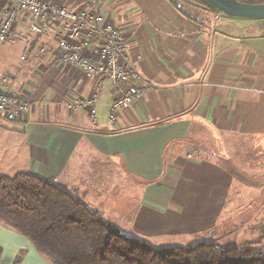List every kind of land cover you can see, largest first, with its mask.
Instances as JSON below:
<instances>
[{
    "label": "crops",
    "instance_id": "1",
    "mask_svg": "<svg viewBox=\"0 0 264 264\" xmlns=\"http://www.w3.org/2000/svg\"><path fill=\"white\" fill-rule=\"evenodd\" d=\"M51 2L75 11L85 7V0ZM103 8L127 36L130 58L150 89L121 108L110 125L116 95L104 82L94 124L88 108L70 104L91 95L97 78L58 61L59 26L38 37L29 29L31 17L19 12L18 38L0 45V89L32 106L15 121L4 119L6 130L20 137L3 142L1 155L13 147L14 159L21 156L24 163L18 172L52 179L151 246L163 237L198 236L229 214L234 187L259 189L236 183L244 175L254 178L255 166L236 176L229 155L215 156L199 143L236 147L249 163L264 153V19L229 18L200 7L193 19L169 0H106ZM37 43L47 52L22 60ZM15 44L19 59L9 49ZM133 178L144 183L135 208L125 199ZM255 206L243 208L264 209V203ZM0 264L52 263L0 222Z\"/></svg>",
    "mask_w": 264,
    "mask_h": 264
},
{
    "label": "trees",
    "instance_id": "2",
    "mask_svg": "<svg viewBox=\"0 0 264 264\" xmlns=\"http://www.w3.org/2000/svg\"><path fill=\"white\" fill-rule=\"evenodd\" d=\"M169 1L184 15L198 18L191 10L197 6ZM0 222L26 237L52 264H264V249L250 245L222 248L201 242L156 249L122 233L52 179L31 172L0 174Z\"/></svg>",
    "mask_w": 264,
    "mask_h": 264
},
{
    "label": "built area",
    "instance_id": "3",
    "mask_svg": "<svg viewBox=\"0 0 264 264\" xmlns=\"http://www.w3.org/2000/svg\"><path fill=\"white\" fill-rule=\"evenodd\" d=\"M2 1L0 44L13 43L18 38L15 27L19 12L31 17L29 29L38 37H46L55 25L59 26L58 61L78 67L87 77L97 78L91 95L79 97L70 104L71 108H88L94 124L97 120V101L104 82L112 85L116 95L109 106L110 125L115 123L121 108L136 102L144 91L150 89V84L143 79L130 58L127 36L106 17L103 8L106 0H85V7L78 11L51 0ZM46 52V47L37 43L21 59H39ZM31 106L28 98L0 89V118L15 121Z\"/></svg>",
    "mask_w": 264,
    "mask_h": 264
},
{
    "label": "rangeland",
    "instance_id": "4",
    "mask_svg": "<svg viewBox=\"0 0 264 264\" xmlns=\"http://www.w3.org/2000/svg\"><path fill=\"white\" fill-rule=\"evenodd\" d=\"M191 10L194 12L200 11V9L197 7ZM4 45L10 44L7 43ZM12 46H8L11 50V55H14L15 58L19 59V54L17 51L19 49V46L16 44ZM5 123L7 122L4 119L0 118V174L13 175L16 172L23 170V159L21 158V156L14 159V157L12 156L13 147H7L5 149L9 151H7V156H2L1 151L4 150V148H2V143L5 142L6 144V141H17L20 137V134L17 135L15 134V132H9L8 130H6L8 125ZM236 143L237 142H234V145H236ZM12 144L14 143L12 142ZM199 144L202 145L203 149L198 147V151H200V149H205L207 152H213L215 156L223 151L227 155H229L230 159L228 161V166L236 176L240 175L238 171H241L240 173H242L241 176L243 178V169H245L246 167L249 168L255 166V169L258 171L257 174H255L254 178H248L246 175H244V181L236 180V183L244 182L248 184V186L254 185L256 187H259V189L255 187L256 189L254 191L253 188L247 190L243 187H234L230 196V204H232V206L230 207L229 214L227 213L228 217L224 212L222 215V220H220V218L217 219L213 227L206 229L202 233H199L198 236L194 235L163 237L161 238V240L152 243V246L156 249H164L176 246L191 247L201 242H207L220 246L222 248L250 245L261 247L264 249V241H261L262 246H260L259 244L261 238L264 240V209L261 208V211H253L252 208H243L245 205L252 204L256 205L255 207L257 209L260 204L264 203V153L260 154L258 160H256L254 163H249L242 157V150L238 154V149L236 147L230 148L227 151V149H219L215 142L212 145H207V143L204 142H200ZM249 150L252 151L250 148L247 150V153ZM240 156L241 163L238 160ZM247 156L252 157V152ZM143 184L144 183H142V181L135 178H133L132 180L133 192L132 194H127L125 196L126 203L131 204L130 206L132 208L139 206L141 190L144 186ZM239 205L241 206L239 207ZM254 214H256V218L252 219L251 217Z\"/></svg>",
    "mask_w": 264,
    "mask_h": 264
},
{
    "label": "water",
    "instance_id": "5",
    "mask_svg": "<svg viewBox=\"0 0 264 264\" xmlns=\"http://www.w3.org/2000/svg\"><path fill=\"white\" fill-rule=\"evenodd\" d=\"M185 1L229 18L264 19V3H247L239 0Z\"/></svg>",
    "mask_w": 264,
    "mask_h": 264
}]
</instances>
